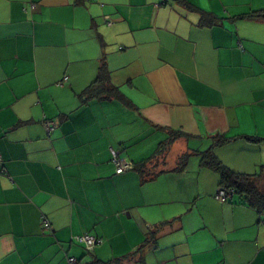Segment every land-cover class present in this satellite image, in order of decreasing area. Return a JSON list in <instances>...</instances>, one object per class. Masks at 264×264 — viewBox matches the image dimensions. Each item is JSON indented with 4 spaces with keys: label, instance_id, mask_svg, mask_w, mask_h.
<instances>
[{
    "label": "crops",
    "instance_id": "obj_1",
    "mask_svg": "<svg viewBox=\"0 0 264 264\" xmlns=\"http://www.w3.org/2000/svg\"><path fill=\"white\" fill-rule=\"evenodd\" d=\"M184 1L0 0V264H264V0Z\"/></svg>",
    "mask_w": 264,
    "mask_h": 264
},
{
    "label": "trees",
    "instance_id": "obj_2",
    "mask_svg": "<svg viewBox=\"0 0 264 264\" xmlns=\"http://www.w3.org/2000/svg\"><path fill=\"white\" fill-rule=\"evenodd\" d=\"M176 1H178L183 7H185V9L199 13L200 15L199 25L201 27H210L215 24V18L213 15L197 10V8H195L194 6H192L191 4L187 3L184 0H176ZM247 18L253 20H262L264 19V10L249 14ZM103 72L104 71L102 69V73L98 76L97 80L88 88L87 92H85L86 96L92 97V95L97 94V90L95 89V84L101 83L103 81L104 79ZM108 86L109 85L107 84V87ZM251 140L259 141L254 138H251ZM201 161L204 165H207L210 168L214 169L215 171L219 172L220 180H221L220 186H224L229 189H232L234 191V196L235 195L239 196L244 201L245 204L255 209L259 213L264 214V191L259 190L258 187L256 186V180L260 176L258 175L249 176V175H241V174L233 173L227 170L226 168L221 167L219 164H217L210 154L201 155ZM139 168L140 166L138 165L132 166L131 170L134 169L137 170ZM261 172H264V167H262ZM232 200L230 202H232ZM94 264H113V263H103L98 261L95 262Z\"/></svg>",
    "mask_w": 264,
    "mask_h": 264
},
{
    "label": "built area",
    "instance_id": "obj_3",
    "mask_svg": "<svg viewBox=\"0 0 264 264\" xmlns=\"http://www.w3.org/2000/svg\"><path fill=\"white\" fill-rule=\"evenodd\" d=\"M165 1L166 0H162V3H165ZM105 22L107 25H110V22L108 20H105ZM43 127L47 135H50L54 130V124L53 122L50 121H44ZM111 160L115 167L116 174H122L132 169V165L120 159L117 156V153L113 150H111ZM233 197H234V191L224 186L218 187L214 196L215 200L220 204L230 202ZM42 223L44 228L46 229L50 228L49 224L45 220H43ZM72 242L82 245L84 250L88 253L93 252L94 248H96L98 245L102 243L100 239L88 234L75 236L72 238ZM66 264H78V261L74 257H67Z\"/></svg>",
    "mask_w": 264,
    "mask_h": 264
}]
</instances>
